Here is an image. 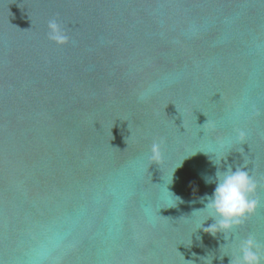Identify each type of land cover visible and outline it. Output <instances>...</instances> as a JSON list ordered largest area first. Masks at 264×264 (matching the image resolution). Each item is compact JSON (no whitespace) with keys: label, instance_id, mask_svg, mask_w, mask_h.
<instances>
[{"label":"water","instance_id":"1","mask_svg":"<svg viewBox=\"0 0 264 264\" xmlns=\"http://www.w3.org/2000/svg\"><path fill=\"white\" fill-rule=\"evenodd\" d=\"M229 139L264 245V0H0V264L52 234L58 264H228L193 232Z\"/></svg>","mask_w":264,"mask_h":264},{"label":"clouds","instance_id":"2","mask_svg":"<svg viewBox=\"0 0 264 264\" xmlns=\"http://www.w3.org/2000/svg\"><path fill=\"white\" fill-rule=\"evenodd\" d=\"M47 29L48 40L58 46L68 43L69 37L58 19H50L47 22ZM245 136L246 133L242 129H236V140L243 141ZM231 143V139L221 143V150L225 154L218 157V164L215 163L217 171L214 177H205V182L214 183L215 187L211 194L206 193L200 198L203 207L195 211L206 212L207 218L197 226L193 233L202 230L213 237L217 233L223 234L225 243L221 244L220 247L224 245L230 247L231 254L225 255L229 258L228 264H264V245L258 243L251 234L241 238L234 232L248 216L254 213L259 200L255 198L258 182L250 174L247 165L242 163L233 168L231 164H227V158L231 152ZM212 155L215 156L216 154L213 153ZM161 158V142L153 141L149 149L148 159L151 164H157ZM222 162L224 164L223 170L220 167ZM172 197H174L173 194ZM174 198L180 199L179 197ZM208 220H211L212 223L205 227L204 225ZM228 233L233 235L229 237L226 235ZM190 237L189 245L191 244ZM60 247L61 237L57 234L48 236L45 241L38 242L28 251L27 264H58L57 253ZM195 255L193 253V256ZM225 256L219 257V259L222 260ZM183 259L188 264H194L192 260H185L184 256Z\"/></svg>","mask_w":264,"mask_h":264}]
</instances>
